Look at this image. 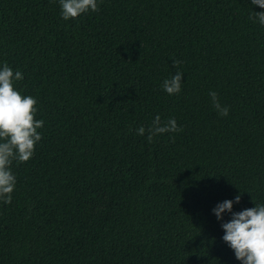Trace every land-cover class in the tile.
Returning <instances> with one entry per match:
<instances>
[{"label": "trees", "instance_id": "1", "mask_svg": "<svg viewBox=\"0 0 264 264\" xmlns=\"http://www.w3.org/2000/svg\"><path fill=\"white\" fill-rule=\"evenodd\" d=\"M251 0H0V68L42 139L0 201V264H241L213 209L264 203V26ZM174 59L182 63L177 69ZM183 72L168 95L166 78ZM230 106L218 115L209 91ZM159 115L183 131L147 141Z\"/></svg>", "mask_w": 264, "mask_h": 264}, {"label": "clouds", "instance_id": "2", "mask_svg": "<svg viewBox=\"0 0 264 264\" xmlns=\"http://www.w3.org/2000/svg\"><path fill=\"white\" fill-rule=\"evenodd\" d=\"M102 0H59L61 16L64 20L79 18L89 11L99 10ZM253 5L264 8V0H251ZM253 22L264 26V11L254 12L250 17ZM182 62L174 59L177 69ZM183 72L177 71L170 78H166L161 87L168 95H177L182 90ZM24 75L21 71H14L4 62L0 68V201L10 204L12 194L16 187L17 178L12 171V164L26 163L32 158L36 144L42 139L38 131L44 126L43 119H37V99L32 95H24L16 86L22 81ZM213 108L220 116H227L230 106L220 103L218 93L209 91ZM183 131L175 118H168L162 122L157 115L152 123L145 128L141 125L136 133L144 136L152 143L154 138L165 133ZM255 207L245 208L242 211H233V206L241 202V195L234 200L227 199L217 204L213 209L218 220L223 221L226 212L232 218L222 223L224 229L223 241L234 251L241 264H264V203Z\"/></svg>", "mask_w": 264, "mask_h": 264}]
</instances>
